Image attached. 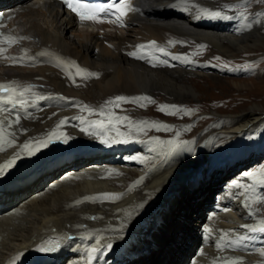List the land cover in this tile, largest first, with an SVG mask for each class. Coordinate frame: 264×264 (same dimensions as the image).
<instances>
[{
    "label": "bare ground",
    "instance_id": "6f19581e",
    "mask_svg": "<svg viewBox=\"0 0 264 264\" xmlns=\"http://www.w3.org/2000/svg\"><path fill=\"white\" fill-rule=\"evenodd\" d=\"M130 2L136 11L121 26L112 18L80 21L49 0H0L6 13L1 34L18 40L9 45L0 37V85L14 89L4 101L27 102L10 103L16 108L0 114V179L48 160L51 154L40 156L49 149L67 158L1 187L0 264L29 254L47 238L61 240L63 248L40 264H121L122 258L129 259L124 264H264V250L254 251L264 246V233L243 227L263 219L243 198L249 179L232 169L216 173L214 184L204 177L217 150L216 139L202 146L209 133L198 136L199 142L175 141L163 118L148 122L161 139L123 129L114 135L97 121L112 113L109 101L116 97L128 98L118 103L135 121L145 119L141 105L155 98L165 110L195 102L203 87L189 81L184 66H194L191 58L205 43L230 57L264 49V0L248 12L228 8L234 0ZM214 11L221 16L206 14ZM75 66L98 75L78 76ZM246 80H232L238 97L264 89V81L251 79L248 87ZM138 97L150 99L131 102ZM262 102L245 105L226 123L222 136L228 146L264 119ZM230 158L229 167L236 169L245 161ZM202 197L207 204L201 208ZM93 247L100 251L91 253Z\"/></svg>",
    "mask_w": 264,
    "mask_h": 264
},
{
    "label": "rangeland",
    "instance_id": "374dc122",
    "mask_svg": "<svg viewBox=\"0 0 264 264\" xmlns=\"http://www.w3.org/2000/svg\"><path fill=\"white\" fill-rule=\"evenodd\" d=\"M261 2L262 0H234V2L232 4H228L227 7L230 9L237 10V12H244V10H247L248 12L255 6L261 5ZM239 9H242V11ZM200 48L203 51H201ZM215 49L216 48L214 47L213 49L206 48V43L202 44L198 48L200 52L198 54H196L195 52L193 58H191V61H193V63L195 62L196 64L194 63V66L187 64L183 68L184 70L186 69L185 71L187 72L190 71L187 77L190 79V82H196L198 85L203 87L201 89L202 93L196 95L194 99L195 102H192L193 104L182 103L185 105L184 109H164L163 111H161V108L158 107L159 105L155 104L159 102V99L155 98L156 100L154 99L152 101H149L148 103H145L141 109V111L146 114L144 117L145 119L135 121L132 111H129L128 109L126 110L124 107H121L122 105L119 103V106H117V102H113L112 113L108 114L107 118L99 117L97 121L101 123L103 122V124H106L107 126L111 125V128L109 129L111 130L110 132H112L113 130L115 131L114 135H117L118 131H120V129H123L126 134L137 132L142 134L140 137H151L153 135L160 138L159 129L151 128L148 125V122L151 121L153 123H160L163 121V118H166L170 123V126L172 128L171 130H173V136L171 137V139L175 141L182 140L184 138H192L196 142H199L198 136L204 135L205 133H209L207 134L205 142L203 141L202 146L205 147L210 141L216 139L215 141H213V147H215L214 145L217 144L216 146L219 148V150L217 147H215L217 150L214 149L213 151H211V160L207 165L206 174L204 177H206L208 181H211L212 179H214L216 173L221 174L225 170L226 172H228L230 169L234 171L237 170L239 172L242 171V174H244L249 179L248 188L251 187L254 182H257L255 183V185L252 186L251 189L247 190L246 195L244 197V200L248 205L247 208L248 210L250 209L253 214H258V216L260 218H263L262 220H264V119H262L260 122H258V124L252 127L250 131H246V133L242 135L238 140H235L234 143L231 144V146H228V142L223 140L222 136L225 135V133L227 132L226 123L229 120L235 119L237 112L242 111L245 108V105H250L252 103H263L262 101H264V89L259 88V86L254 89V92H251L249 94L248 91H244V94H246V96H249L248 98L242 96L238 97V95L235 94V87L232 82L233 79H247L246 81L250 82V84H247L249 87L251 85L252 80L253 82L255 81V83L258 82L257 84H261V82L264 81V49L256 48L254 52L247 53V55L232 57L227 56L226 54H223L217 49ZM173 66H175V64H173ZM246 81L244 82V85H246ZM199 97L204 99L200 101L198 100ZM213 98L215 100H211ZM221 99L222 101H220ZM243 100L244 102L242 104L241 102ZM93 117H96V115H94ZM125 117L127 119H124ZM220 120H222L223 122ZM124 122L127 123L128 126H126V124L122 125ZM105 130H107V128H105ZM197 144L198 143H196V145ZM231 150L235 157H241L243 158V160H245L242 162L243 164L238 167V169L229 167L228 165L232 160L230 158V156L233 155L231 153ZM135 153L136 152H133L132 155H134ZM65 159H67L66 156L59 154L56 157L53 156L46 161L43 160L40 163L36 162L35 164L28 166L27 168L31 170L24 172L22 176L26 175L25 177H27L33 174L34 172L43 171L47 167H51L50 165L58 162H63ZM64 169H67V167ZM59 173L60 172H58L56 176L59 175ZM217 180L218 179H215L211 182L214 184ZM206 204L207 203L205 197H202L201 208L203 207V205ZM192 207L193 206H191V208ZM196 240L197 239H195L194 241ZM251 251H253V248ZM254 251H256V249H254ZM192 252L193 247L187 249L185 251L184 257L180 260L183 261V263L186 262ZM262 253L261 255L264 256V254ZM128 260V258L120 259L121 264L126 263ZM179 264L182 263L180 262ZM259 264H263V262H259Z\"/></svg>",
    "mask_w": 264,
    "mask_h": 264
},
{
    "label": "snow or ice",
    "instance_id": "6c2138e0",
    "mask_svg": "<svg viewBox=\"0 0 264 264\" xmlns=\"http://www.w3.org/2000/svg\"><path fill=\"white\" fill-rule=\"evenodd\" d=\"M62 2L68 9H70L73 13H75L78 16L80 21H90V22H96V23H103L105 19L112 18L114 22L123 26L124 17L127 16V14L130 11H136V9L132 7L130 0H119V3H116L115 0H113L112 3H107V4H92V3L85 2V0H62ZM206 14L212 17L221 16V13L218 11L208 12ZM0 37H2V39L6 41L9 45L18 42L17 38H14L11 36H3V34H0ZM20 39H23V38H20ZM154 44L155 42H153V45ZM140 47L143 48L144 46L141 45ZM3 51L4 49H0V52H3ZM161 51H163V49H161ZM129 55L136 56L137 58H146L143 55H138L136 52H131L129 53ZM75 67L77 68L76 75L78 76H83L84 78H88L90 76L98 75L96 73H91V72H88L87 70L80 69L78 66H75ZM0 91L9 92V91H14V89H11L7 85H0ZM19 95L22 97L23 93L21 92ZM127 99L128 98L126 97H116L115 101L117 102V106H119L118 102L127 101ZM149 99L150 98H147V97H138V98H134V100L131 102H136L140 100H149ZM8 102L13 103V104H19L21 107H24L25 104L27 103L23 99H19V100L9 99ZM109 103H113V101H109ZM141 106H144V105H141ZM164 107L165 106H161V111L164 110ZM171 114H174V113H171ZM124 119H127V118L125 117ZM19 120H20V117L19 115H17L16 122L19 123ZM43 143H46V141ZM23 147L26 151H29V154H32L31 145L25 144ZM8 166L10 165H6L5 167H8ZM0 171H3V169L0 168ZM105 196L110 197V198H115L114 194H105ZM243 227L248 228L252 232L264 233V220L260 222L259 226L250 227L249 225H244ZM106 247L108 249H111L112 244L109 243L106 245ZM58 248H59L58 243L57 244H46V245L41 246L39 250L44 251V252H53V251L58 250ZM90 251L91 253L94 254V253L99 252L100 249L93 247ZM231 264H241V262L232 261Z\"/></svg>",
    "mask_w": 264,
    "mask_h": 264
}]
</instances>
